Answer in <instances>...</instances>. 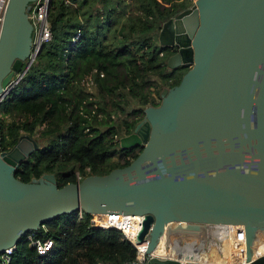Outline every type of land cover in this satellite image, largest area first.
Here are the masks:
<instances>
[{
	"label": "water",
	"instance_id": "95a60500",
	"mask_svg": "<svg viewBox=\"0 0 264 264\" xmlns=\"http://www.w3.org/2000/svg\"><path fill=\"white\" fill-rule=\"evenodd\" d=\"M37 0H9L0 33V95L26 75ZM170 70L190 69L160 93L121 149L142 147L123 168L61 188L53 174L23 183L14 172L39 149L21 135L0 153V253L49 220L74 212L143 216L147 254L161 237L181 262L264 264V0H193L163 22Z\"/></svg>",
	"mask_w": 264,
	"mask_h": 264
},
{
	"label": "trees",
	"instance_id": "16d2710c",
	"mask_svg": "<svg viewBox=\"0 0 264 264\" xmlns=\"http://www.w3.org/2000/svg\"><path fill=\"white\" fill-rule=\"evenodd\" d=\"M191 4L50 0L51 40L0 104L2 151L24 134L40 147L14 172L15 178L29 183L53 174L61 188L76 183L77 173L84 179L128 166L142 147L121 149L118 138L130 135L144 109L157 107L161 91L178 86L184 75L182 68H167L172 53L158 45V32ZM87 76L94 82L90 92L81 85ZM118 152L124 155L122 164L111 161ZM71 164L78 172L67 170ZM29 235L52 240L51 250L39 255L25 241ZM135 255L120 231L93 228L90 215L74 212L26 234L8 264H130Z\"/></svg>",
	"mask_w": 264,
	"mask_h": 264
},
{
	"label": "built area",
	"instance_id": "2783aa9c",
	"mask_svg": "<svg viewBox=\"0 0 264 264\" xmlns=\"http://www.w3.org/2000/svg\"><path fill=\"white\" fill-rule=\"evenodd\" d=\"M9 0H0V33L4 24L5 20V14L7 10ZM50 0H37L36 2L32 3L29 6V9L27 11V19L28 22L31 24L33 32H34V39L31 42V48L30 53L27 58V62L30 61L31 63L34 62L37 55L39 54L41 48L44 44L48 43L51 40V32L49 28V24L47 22V14H48V8H49ZM79 33L77 32L76 38H78ZM73 39V41L75 40ZM160 56H163L161 53ZM83 87L86 88L87 91H91L94 82L92 79V76H87L81 84ZM12 90V87L8 86L6 89H4L0 95V104L5 99V97L9 94V92ZM42 127L38 129V131H41ZM38 134L35 135L34 138H37ZM33 139V138H32ZM4 152L1 149L0 146V153ZM83 180V178L77 173L76 174V183H79ZM117 214H107V217L105 220H96L95 217L92 218V227L93 228H99V229H115L122 233L124 239L129 242L132 247L135 249L136 255L133 262L130 264H145L147 257H157L160 258L153 253L147 254V248L149 245V231L147 235L144 237L142 242L137 241V236L141 230V224L144 219L143 216H133L134 218H137V220H134V224L138 223L140 225V228H138L137 232L134 236L128 235L125 232L124 226L119 223V219L117 218ZM26 242H28V245L30 248L35 249L39 255H44L48 251L51 250L53 246V242L50 239L44 238V235L41 236V238H34L32 235H29L26 237ZM17 246H11L6 248L5 250L0 253V264H8L11 261L12 255L15 252ZM167 256L161 259L165 258H172L173 256L171 253L173 252L172 249H167ZM103 264V263H98Z\"/></svg>",
	"mask_w": 264,
	"mask_h": 264
},
{
	"label": "bare ground",
	"instance_id": "6f19581e",
	"mask_svg": "<svg viewBox=\"0 0 264 264\" xmlns=\"http://www.w3.org/2000/svg\"><path fill=\"white\" fill-rule=\"evenodd\" d=\"M118 215V214H117ZM107 217V214H97L95 215V219L96 220H105ZM120 221L119 223H121L124 228L127 227V229H125V232L128 235H132L134 236L135 233L137 232L138 228H140V225L138 223H133L134 220H137V218H134L133 216H129V215H118L117 217ZM166 247H165V240L163 237L160 238L159 243L157 244L156 249L153 251V254L160 257V258H164L167 256L166 254ZM173 259H177L181 262H187L186 259L181 258V257H177L176 255L172 257ZM198 263H210V264H227L226 262H198ZM242 264V263H240Z\"/></svg>",
	"mask_w": 264,
	"mask_h": 264
},
{
	"label": "rangeland",
	"instance_id": "374dc122",
	"mask_svg": "<svg viewBox=\"0 0 264 264\" xmlns=\"http://www.w3.org/2000/svg\"><path fill=\"white\" fill-rule=\"evenodd\" d=\"M157 102H159L158 100H157ZM10 121V119L9 118H6L5 119V124L6 123H8ZM115 121H116V119H115ZM39 149H40V147H39ZM38 154H37V152L35 151V152H33L31 155H30V157H36ZM29 157V158H30ZM123 160H124V155H123V153H121V152H118V153H115L113 156H112V158H111V161L112 162H116V163H119V164H122L123 163ZM70 169H74V171L75 172H78V167L76 166V165H70L68 168H67V170H70ZM167 254V253H166ZM171 255L172 256H175V253L174 252H172L171 253ZM188 262V261H187Z\"/></svg>",
	"mask_w": 264,
	"mask_h": 264
},
{
	"label": "flooded vegetation",
	"instance_id": "af4514ba",
	"mask_svg": "<svg viewBox=\"0 0 264 264\" xmlns=\"http://www.w3.org/2000/svg\"><path fill=\"white\" fill-rule=\"evenodd\" d=\"M169 50H168V52H170V53H172L171 55H173L174 53H175V49L174 48H168ZM180 69V68H179ZM190 69V67H183L182 69H181V71H183L184 72V74L188 71ZM168 90H170V89H172V88H167ZM159 97H160V95H159ZM159 102H158V104L160 105V103H161V98H160V100H158ZM158 105V106H159ZM157 106V107H158Z\"/></svg>",
	"mask_w": 264,
	"mask_h": 264
},
{
	"label": "crops",
	"instance_id": "0c3cea01",
	"mask_svg": "<svg viewBox=\"0 0 264 264\" xmlns=\"http://www.w3.org/2000/svg\"><path fill=\"white\" fill-rule=\"evenodd\" d=\"M193 1V0H192Z\"/></svg>",
	"mask_w": 264,
	"mask_h": 264
}]
</instances>
